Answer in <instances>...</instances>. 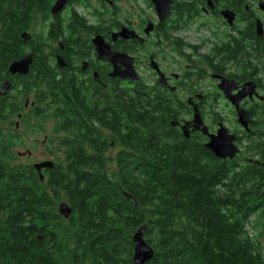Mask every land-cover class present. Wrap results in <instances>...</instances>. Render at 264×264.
<instances>
[{"label": "flooded vegetation", "instance_id": "flooded-vegetation-1", "mask_svg": "<svg viewBox=\"0 0 264 264\" xmlns=\"http://www.w3.org/2000/svg\"><path fill=\"white\" fill-rule=\"evenodd\" d=\"M57 1L0 0V52L5 45L15 52L0 80V90L5 81L11 86L5 97L0 96L4 99L0 104V148L28 147L26 153L14 154L13 160H0V164L11 171L26 168L27 172L16 177L24 178L33 192L49 200L46 211H57L60 220L70 217L59 213L64 202L62 188L59 184L56 192L52 183L67 164L63 133L54 131L62 123L59 117L71 111L66 112L63 103L74 104L75 112L93 119L100 113L110 115L116 101L126 98L121 91L139 82L154 89L155 112L173 117L166 126L177 139L202 147L217 162L230 161L217 159L207 150L211 138L225 128L240 150L231 161L254 165L264 177V73L256 76L255 71L257 63L264 67L261 1L251 5L248 0H165L170 11L164 18L152 0H64L53 13ZM241 9L251 21L238 20ZM225 10L236 15L231 24L221 14ZM257 19L262 23V36L256 32ZM94 38L101 39L111 52L131 58L139 81L112 76L114 66L100 58ZM29 55L32 62L27 74L11 75L8 66ZM118 67L124 69L122 64ZM250 82L255 84L256 94L242 98L237 109L228 97L238 95ZM55 84L59 86L58 109L49 107L52 94H42L40 88ZM63 90L66 100L60 96ZM97 129L106 138L112 134L111 129ZM107 142L105 157L115 161L117 155L110 152L127 151L111 139ZM44 163L52 166L36 168ZM2 200L0 191V225L7 227L11 212ZM66 243L41 248L49 258L59 260L58 264H76L70 258L79 249L78 241L69 238ZM55 251L60 253L53 258Z\"/></svg>", "mask_w": 264, "mask_h": 264}, {"label": "trees", "instance_id": "trees-1", "mask_svg": "<svg viewBox=\"0 0 264 264\" xmlns=\"http://www.w3.org/2000/svg\"><path fill=\"white\" fill-rule=\"evenodd\" d=\"M251 18L240 10L239 21ZM3 48L0 80L15 54L9 46ZM255 71L258 76L264 67L257 63ZM40 88L42 94H52L49 107L58 109V84ZM62 92L66 100L67 92ZM121 92L126 98L116 101L110 115L100 113L94 119L63 103L71 111L59 117L62 123L54 131L63 133L67 164L52 183L56 192L61 185L72 210L68 219L46 211L49 200L16 177L26 168L11 171L0 164L3 207L11 212L7 227L0 225V262L58 264L54 257L60 252H53L52 259L41 247L64 246L74 238L79 249L70 259L76 264H133L132 238L145 225V243L154 250L146 264H264L259 244L264 238L261 171L248 163L217 162L202 147L177 139L166 126L173 117L155 112V91L143 82ZM91 121L94 128L88 125ZM82 125L86 128L76 130ZM99 127L112 134L104 137ZM110 139L127 149L119 150L115 161L103 155ZM13 159L9 146L0 148L2 162ZM250 222L258 233L255 238L246 232Z\"/></svg>", "mask_w": 264, "mask_h": 264}, {"label": "water", "instance_id": "water-1", "mask_svg": "<svg viewBox=\"0 0 264 264\" xmlns=\"http://www.w3.org/2000/svg\"><path fill=\"white\" fill-rule=\"evenodd\" d=\"M152 2L156 5L161 18H164L170 11V3H166L165 0H152ZM64 0H58L55 6L52 9V12L55 13L60 8L63 6ZM259 10L263 13L264 15V2H260L258 4ZM223 18L225 21H228L230 24L235 21L236 15L235 13L225 10L222 13ZM256 32L259 36L263 35V27L262 23L260 22L259 19L256 20ZM95 40L93 41V44L95 45L98 54L100 58H104L110 61V64L114 66V71L113 75L114 77H118L121 79H127L132 82H138L139 81V76L137 75L135 69L133 68V64L131 63V58L125 56V55H119L115 54L110 51L108 46L103 44L102 40L99 38H94ZM32 62V55H29L27 57L22 58L19 61H14L8 66L9 73L11 75L15 74H27L29 70V66ZM122 64L124 65V69L121 70L118 65ZM226 86V83L223 84ZM10 84L9 82L5 81L0 90V96L5 97L7 93H9L10 90ZM225 88V87H224ZM256 94L255 91V84L252 82L246 83L243 88L239 91L238 95L236 96H231L228 97L229 100L233 105H235L238 109V104L242 98L245 96H252ZM195 121L200 124L199 118L196 117ZM240 122H242V118L240 117ZM184 130V128H183ZM185 131V130H184ZM186 135V132H184ZM207 150H209L217 159H234L236 155L240 152L239 149L232 143V138L228 137V132L225 128L221 129L218 133L217 136L212 137L209 144L207 145ZM52 166L51 163H44L41 165L36 166L37 169H40L42 167H48ZM262 167L264 169V163L262 164ZM264 174V173H263ZM42 180V177H41ZM126 199L130 200L133 204L136 205L137 203L135 202L134 198L130 196L128 193L123 192ZM264 197V194H263ZM59 213L64 217L68 218L72 210L69 208V205L67 203L62 202L59 205ZM145 225L140 227L137 232L133 235L132 238V244H134V255L133 257V264H146L149 260L152 259V255H154V250L149 246L147 243H145L144 239V229Z\"/></svg>", "mask_w": 264, "mask_h": 264}, {"label": "rangeland", "instance_id": "rangeland-1", "mask_svg": "<svg viewBox=\"0 0 264 264\" xmlns=\"http://www.w3.org/2000/svg\"><path fill=\"white\" fill-rule=\"evenodd\" d=\"M249 1V3L252 5H256L255 3H256V0H248ZM259 1H261V2H264V0H259ZM261 21H264V16L263 15H261ZM128 88V87H127ZM49 130V129H48ZM47 130V135H50L51 136V131H48ZM43 138V137H42ZM27 146H23V147H19V148H17L16 150H13V148L11 149V151H12V153H13V155L14 154H17V153H26V150H27ZM119 151H117V150H115V151H113V152H110L109 154L110 155H114V153L116 154V153H118ZM107 157V156H106ZM21 162L22 161H24L23 159H19ZM64 200V199H63ZM65 202V201H64ZM252 220V219H251ZM253 221V220H252ZM252 225V222H250V224H248V225H246V232L248 233V235L250 236V237H252V238H255V236L258 234L257 232H256V230H255V228H254V226H251ZM259 244H260V247L262 248V251H263V253H264V238H260L259 239Z\"/></svg>", "mask_w": 264, "mask_h": 264}]
</instances>
